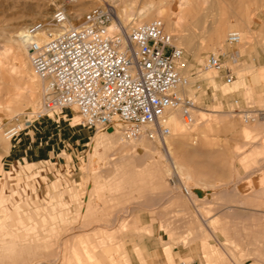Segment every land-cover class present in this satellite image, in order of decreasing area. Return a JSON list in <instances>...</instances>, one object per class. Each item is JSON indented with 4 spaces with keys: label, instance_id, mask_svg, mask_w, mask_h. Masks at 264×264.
<instances>
[{
    "label": "rangeland",
    "instance_id": "rangeland-1",
    "mask_svg": "<svg viewBox=\"0 0 264 264\" xmlns=\"http://www.w3.org/2000/svg\"><path fill=\"white\" fill-rule=\"evenodd\" d=\"M134 1L127 0L128 9L136 16L145 12L150 20L157 18L156 3L167 5L170 13L177 12L179 5V0ZM208 2L201 6L202 21L186 20V27L183 23L169 27L187 62L181 71L189 79L184 94L197 104L194 124L184 123L179 112L180 125L169 127L168 138L178 140L172 142V165L160 141L148 136L144 140L156 148L154 154L118 153L116 145L97 142V137L110 131L122 135L120 126L90 128L82 124L81 117L72 126L70 112L80 116L75 108L40 118L34 115L32 125L19 137L7 139L4 130L16 116L41 110L43 94L40 78L32 81L20 73L14 53L4 55L2 46L19 47L30 64L25 42L19 37L29 23L47 20L58 5L67 4L74 24L105 2L0 0V264H131L129 243L141 255L139 214L168 212L171 207L164 202L171 197L172 208L178 210L179 234L184 230L183 241L188 247L199 246L201 255L197 259L176 257L166 245V264H264V130L257 127L247 136L236 130L239 125L263 122L264 115L245 123L239 111L264 112V84L258 77L264 75V67L258 70L242 61L231 64L227 60L236 77L230 83L204 67L208 53L227 52L226 37L232 30H243L245 38L231 48L237 47L241 55L264 56V0ZM215 26H221L223 34L212 45L210 34ZM31 86L38 95L35 106L30 105ZM243 87L247 90L245 108L235 104V92ZM198 148L216 152L213 160L224 178L217 183L218 189H224L220 196L224 198L218 201L234 204H199L195 188L204 189L205 184L182 174L175 159V150ZM175 177L183 180L190 196L175 183Z\"/></svg>",
    "mask_w": 264,
    "mask_h": 264
},
{
    "label": "built area",
    "instance_id": "built-area-1",
    "mask_svg": "<svg viewBox=\"0 0 264 264\" xmlns=\"http://www.w3.org/2000/svg\"><path fill=\"white\" fill-rule=\"evenodd\" d=\"M70 17L68 5L60 4L49 19L25 27L31 66L44 82L43 104L37 114L16 116L4 130L7 139L19 137L32 125L34 115L40 118L65 108H75L86 127L120 126L128 139L146 134L165 140L171 132L166 117L169 109L180 108L187 124L195 121V100L178 90L189 84L181 73L187 67L183 49L174 43L161 19L128 28L106 3L87 11L77 26L69 24ZM240 42L238 30L227 34L228 46ZM239 57L236 50L211 52L204 67L230 83L235 74L226 61L235 64ZM239 112L245 123L264 115L263 111ZM182 191L191 194L183 184Z\"/></svg>",
    "mask_w": 264,
    "mask_h": 264
},
{
    "label": "crops",
    "instance_id": "crops-1",
    "mask_svg": "<svg viewBox=\"0 0 264 264\" xmlns=\"http://www.w3.org/2000/svg\"><path fill=\"white\" fill-rule=\"evenodd\" d=\"M233 50L237 51V47L227 48L226 51L230 52ZM239 55L240 57L238 62L242 61L246 66L255 67L258 70H261L260 68L264 67V56L259 57L254 54L253 56L248 54ZM258 77L261 81V84L263 85L264 75L261 73ZM245 81L248 83L249 78L247 77ZM246 91V88L243 87L235 92L237 95V103L235 104L241 105L243 108L247 107V100L245 99ZM257 127H260V129L263 128L264 130V119L263 122H259L254 125H239L236 130L247 136L254 129H257ZM172 142L176 144L178 143V140H172ZM214 154H216V152L210 150L204 151L200 150L199 148L197 150H188L186 152L175 150V159L182 174L188 178L193 176L197 181L205 184L204 189L195 188L196 196L199 200H201L199 204H234L232 202L218 201L219 198H224L220 197L224 195V189L217 188V183L221 181L223 178L221 175L223 174L219 171V163L213 160V158L216 157ZM204 155H207L208 159H202L201 157ZM190 167H192V169H190ZM184 169H186V171ZM163 170L164 169H162V171ZM162 171L159 172L160 176L163 174ZM176 173L178 174V172ZM175 183L182 187L183 180L180 178L178 181H175ZM164 204L171 207L168 212L157 211V213L154 215L151 213H144L143 215L141 213L139 214V222L141 223V228L143 227V233L141 234L140 240L138 242L141 255H136L133 248L131 247V243H129L128 256L131 264H166L164 258V247L166 245L171 247V252L176 257H194L196 259L200 257V247L196 245L193 247H188L187 243L183 241L184 237L182 235L184 230L182 229L183 231H181L180 234L178 232V210L176 208H172V206H174L172 197L165 201ZM196 262L197 261H195V263Z\"/></svg>",
    "mask_w": 264,
    "mask_h": 264
},
{
    "label": "bare ground",
    "instance_id": "bare-ground-1",
    "mask_svg": "<svg viewBox=\"0 0 264 264\" xmlns=\"http://www.w3.org/2000/svg\"><path fill=\"white\" fill-rule=\"evenodd\" d=\"M103 1L106 4H108V5H110V6H112L114 8V11L116 12L118 18H120L122 23L125 26H127L128 28H133L134 26H137L139 24L151 21L150 19H148L149 15L144 14L145 12L140 11L139 12V16H136L134 10H129L128 7H127V5H128L127 4V0H103ZM208 1H210V0H195V1L194 0H179L178 1L179 5L177 6L178 7L177 8L178 11L177 12H171V13L167 9V5L166 6H164V5L158 6L159 3L155 4L153 2H151L149 4L152 5V7H153L154 4L157 5L156 6L157 9L155 10V8H154V11H155V13L157 15L156 19H161L164 22L165 29L167 30V32L169 31L168 33H170L172 35V37H174V39H176V34L173 31H171L170 28H169L170 24L171 23L173 25H176L178 23L179 24H182V23L184 24V21H186V20H189V21L191 20V22L192 21L193 22L194 21L198 22V20L200 19L202 21L203 18H205V15H202L203 13L201 14V11L203 10L201 6H202V4L209 3ZM132 3H135V1L132 0ZM132 6H133V4H132ZM118 7H120V10L118 9ZM47 9H48V7L46 6L42 10V15H43V12L44 13L47 12ZM75 9H76L75 11H78V12L80 10L79 7L75 8ZM39 10H41V9H39ZM152 11H153V8H152ZM148 12L151 13L150 11H148ZM39 14H41V13H39ZM152 14H154V13H152ZM152 14H150V16ZM42 15H41V17H42ZM81 20H82V17L80 19H78L77 21H75L76 23H74V24H71V22L69 20V24L71 26H77V25L81 24ZM185 27H186V25H185ZM183 28H184V26H183ZM179 31H180V29H179ZM239 32L241 34V42L240 43H242L243 39L245 38V32H243V30H241V29H240ZM222 34H223V29L221 28V26H220V28L218 26H215L214 28H212L210 36L213 39V42L211 44L212 45L218 44L219 41L222 38ZM19 37H20L21 42L24 43L25 39L23 37V31H21L19 33ZM174 39H173V41H174ZM24 45H26V42H25ZM24 48H25V46H24ZM26 48H27V45H26ZM19 51H20L19 47H18V49L17 48L15 49V47H13L12 45L2 46V53L4 55H8V54H10L12 52L14 53L15 67L19 70L20 73H23V72L26 73L28 78L31 79L32 81H35L36 79H39L37 74L34 72L33 68L31 69V67H30L31 63L28 64V62L26 61L25 57L21 54L22 50H21V52H19ZM27 55H28V52H27ZM14 71H15V69H14ZM15 74H17V73L15 72ZM31 80H29V81H31ZM40 80L42 81L41 78H40ZM32 86L28 88V90H29V98H30V105L35 106V102H36V99H37L38 95H37V92L35 91V88L32 87ZM178 90L181 93H184L186 89L184 87H179ZM43 92H44V82L42 81V94H43ZM22 98H23V96H22ZM17 104H18V102H17ZM179 112H180V114H181V116L183 118L182 111H181L180 108H173V109H169L167 111L166 117H167V124H168L169 127L174 128V127L180 125L181 120H180V117H179ZM36 113H38V111H36ZM70 113H71L70 124L72 126H77L79 124V121H80L79 118L81 117V115L79 116L78 114H76L73 111H71ZM193 115H194V118H195V113L194 112H193ZM183 121H184V118H183ZM184 123H185V121H184ZM188 125H191V124H188ZM145 136H147V135L146 134H142L140 136V138H138V139H136V138L128 139L123 134L120 135V134H117L114 131H110V132H108L105 135H100L99 137H97L98 138L97 142L106 143L108 141L109 143H111V145H113V146L116 145V147H117L116 151L118 153L124 152L125 150H131V151H134V152L142 151V152H145V153L149 152L151 154H154L155 151H156V148L155 147H149L146 144V142L144 140ZM159 141L161 143L162 148L164 149L163 153H164L165 157L167 158V160L172 165H174L175 163H174V160H173L171 138H168V136H166L165 140H163V141L159 140Z\"/></svg>",
    "mask_w": 264,
    "mask_h": 264
}]
</instances>
